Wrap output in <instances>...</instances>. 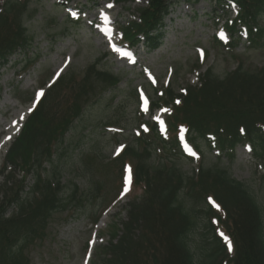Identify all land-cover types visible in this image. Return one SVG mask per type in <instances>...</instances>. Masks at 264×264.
I'll return each instance as SVG.
<instances>
[{
    "label": "trees",
    "instance_id": "obj_1",
    "mask_svg": "<svg viewBox=\"0 0 264 264\" xmlns=\"http://www.w3.org/2000/svg\"><path fill=\"white\" fill-rule=\"evenodd\" d=\"M31 1L4 0L0 6L2 64L33 41L25 26V18L31 15ZM141 1L144 4L137 8L136 18L122 26V37L130 45L143 43L142 37L149 46L159 35L172 0ZM232 2L238 14L227 30L238 40L236 26L243 25L249 41L256 42L263 36L258 19L264 12V0ZM31 61L28 59L29 64ZM119 82L120 78L101 68L97 60L81 74L69 70L47 88L24 122L4 160L12 169L0 199V264H29L26 249L45 237L53 213L68 208L69 202H78L75 187L67 199L61 196L60 182L54 173L45 174V165L54 162L56 146L63 143L84 106ZM127 98L134 99L138 111L136 90L127 92ZM162 105L170 107L165 118L167 136L160 133L156 122L145 121L138 111L134 124L138 135L114 159L121 172L126 162L130 163L133 185L142 188V195L129 202L121 227L100 248L98 256L103 264H264L263 207L254 192L221 165L219 156L205 163L201 149L204 145L205 151L217 150L227 155L230 163L235 147L249 143L254 157L264 159V67L251 71L240 63L222 76L209 67L200 75L198 84H188L181 92L170 85L158 91L150 110ZM180 129L185 130L187 140L200 156L197 171L191 176L179 163L184 158L178 140ZM4 169L5 166L1 174ZM16 169L22 174L30 173L33 183L27 187L23 178L12 181ZM90 179L93 183V177ZM208 198L220 207L218 218L232 242V254L211 225L216 211Z\"/></svg>",
    "mask_w": 264,
    "mask_h": 264
},
{
    "label": "rangeland",
    "instance_id": "obj_2",
    "mask_svg": "<svg viewBox=\"0 0 264 264\" xmlns=\"http://www.w3.org/2000/svg\"><path fill=\"white\" fill-rule=\"evenodd\" d=\"M3 3L4 0H0V6ZM58 3L59 0L30 2L31 15L25 18V26L33 41L27 49H18L7 63H0V141L17 128L23 113L33 104L35 95L41 92L39 88L50 76L53 75L54 81L69 70L81 74L87 65L97 60L101 68L120 78L115 88L104 91L84 106L64 135L63 143L56 146L54 162L45 165V174L51 176L54 173L60 182L61 196L67 199L75 187L78 202H69L68 208L53 213L45 237L26 249L29 264H103L98 256L100 248L121 227L129 202L142 195V188L131 182L125 192V178L129 175L126 169L131 170V165L126 162L121 172L120 164L114 161L119 154L117 149L121 150L138 135L134 125L137 106L133 104V98H127V92H140L139 111L143 113V119L158 122L166 136L163 121L168 111L162 108L151 112L149 109L156 91L170 85L180 92L188 84H198L200 75L209 67L218 76L240 63L251 71L263 68L264 12L258 19L263 36L252 43L240 24L237 25L240 31L236 33L238 40H231L232 34L224 32V22L234 19L237 13L236 6L229 0H172L169 14L153 44L148 46L143 40L142 44L129 50L127 56H120L125 44L120 41L119 30L137 16V8L144 4L143 1L117 4L110 0L96 3L71 0L65 6ZM106 8L110 10L105 14L113 20L110 24L113 32L107 45L99 31L105 24L97 16ZM114 44L115 49L112 48ZM28 59L32 60L31 64ZM145 100L147 111L144 110ZM181 138L184 140L183 136ZM7 149L0 153V199L12 169L5 165L1 174ZM189 149L191 147L186 143L185 157L179 163L191 176L197 171L200 157ZM201 149L205 163H212L219 156L221 165L228 168L231 176L254 192L264 211V159H256L248 144L235 147L230 163L227 155L217 150L205 151L204 145ZM12 177L14 182L25 179L27 187L33 183V176L22 174L19 169ZM91 177L93 183H90ZM10 184L8 182L7 186ZM213 207L218 212L216 218L212 217L211 225L230 254L233 246L230 252L221 236L223 233L228 237L219 225V209L216 205ZM202 222H198L199 233ZM193 237L197 238L195 232Z\"/></svg>",
    "mask_w": 264,
    "mask_h": 264
},
{
    "label": "snow or ice",
    "instance_id": "obj_3",
    "mask_svg": "<svg viewBox=\"0 0 264 264\" xmlns=\"http://www.w3.org/2000/svg\"><path fill=\"white\" fill-rule=\"evenodd\" d=\"M153 82H155V81H153ZM43 95H44L43 91L39 92V93L37 94V100H39V98L42 97ZM176 103L178 104V103H180V101H176ZM146 105H147V101L145 100V107H144V110H145V111H147V107H146ZM163 111L167 112V111H169V110H168V109H164ZM21 119H23V116L21 117ZM156 119H159V118L157 117ZM10 138H11V137H8V139H10ZM119 151H120V149H117V153H119ZM189 151H191V149H189ZM192 154L195 155V153H192ZM126 171L129 173V175L126 176V178H125V192L128 191V185H129L130 182H131V175H130V171H131V170H130V168L126 169ZM209 199H210V202H212V201H211V198H209ZM213 203H214V202H213ZM216 207L218 208L219 206L216 205ZM221 236L223 237L224 241L227 243L228 250L231 252V251H232V244H231V241L229 240L228 237L224 236L223 233H221Z\"/></svg>",
    "mask_w": 264,
    "mask_h": 264
},
{
    "label": "bare ground",
    "instance_id": "obj_4",
    "mask_svg": "<svg viewBox=\"0 0 264 264\" xmlns=\"http://www.w3.org/2000/svg\"><path fill=\"white\" fill-rule=\"evenodd\" d=\"M106 9H107V8H106ZM108 9H109V8H108ZM109 10H110V9H109ZM35 101H36V100H35ZM35 101H34V103H35ZM34 103H33L32 105H30V106L26 109V111L23 113V115H22V116H23V119L20 118L17 128H15L14 131H12L11 133H9L8 136L4 137V138L0 141V153H1V154H3V153L6 151L7 146L9 145V143L11 142V140L13 139V137L16 135V133H18V131H19V129H20V127H21V125H22V123H23L25 117H26V116L29 114V112L31 111V109H32V107H33V105H34ZM8 137H11V138L8 139Z\"/></svg>",
    "mask_w": 264,
    "mask_h": 264
}]
</instances>
